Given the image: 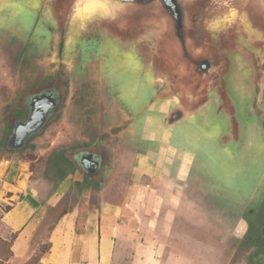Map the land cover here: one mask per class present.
Instances as JSON below:
<instances>
[{
  "label": "rangeland",
  "instance_id": "obj_1",
  "mask_svg": "<svg viewBox=\"0 0 264 264\" xmlns=\"http://www.w3.org/2000/svg\"><path fill=\"white\" fill-rule=\"evenodd\" d=\"M92 32L98 34L87 40L79 37L67 49L71 79L63 109L52 114L42 131L30 138L28 146L9 151L4 147L14 123L21 119L18 111L26 115L19 99L48 84V74L56 65L51 58L57 47L49 16L42 9L15 4L0 13V158L7 155L27 161L32 178L40 180L45 193L59 191L62 197L56 207H49V221L35 237L31 254L23 258L14 256L13 234L2 221L3 211L10 203L0 200V264L39 263L45 253L42 250L49 244V229L59 213L81 202H97L98 192L107 185L105 176L103 184L80 186L77 182L85 179L80 172L67 185L68 167L62 165L63 171L59 172L51 164L54 151L63 149L68 154L98 139L112 143L120 159H126L127 154L134 157L148 147L157 150L158 142L147 140L149 130L143 126L153 98L152 89H140L134 101V90L127 81L136 78L138 71L124 61L123 52H116V44L110 38H104L100 31ZM57 70L56 74L66 71L63 65ZM252 75L251 69L245 81ZM235 86L236 83L230 88L233 94ZM248 105H242L245 111L239 116L244 120L253 116ZM131 111L137 116L132 130L125 129L124 135L117 137L121 128L128 125L124 114ZM249 121L241 140L243 152L230 163L228 159L224 162L222 152L211 147L215 140L196 141L190 137L179 141L180 130L173 131L171 142L178 146L177 151L183 144H197L199 148L185 171V215L178 230L182 239L174 248H167L169 253L175 250L182 254L183 261L164 262L161 258L157 264H264V247L258 249L264 238V134L259 119ZM251 123L256 125L250 130ZM126 170L121 168V173ZM259 217L262 226L253 237L252 227L259 224ZM129 251L130 247L122 249L113 264H132L133 252Z\"/></svg>",
  "mask_w": 264,
  "mask_h": 264
},
{
  "label": "crops",
  "instance_id": "obj_2",
  "mask_svg": "<svg viewBox=\"0 0 264 264\" xmlns=\"http://www.w3.org/2000/svg\"><path fill=\"white\" fill-rule=\"evenodd\" d=\"M9 5L0 2V13ZM79 37L67 43L65 38L64 49ZM59 43L54 32L55 47ZM144 61L143 56L133 57L131 68L138 71V76L127 83L134 90V101L140 89L158 82L151 77L154 73ZM166 95L159 93L155 105L149 106L143 118V126L150 132L147 140L157 141V150L148 147L134 157L127 154L126 159H120L116 148L109 144L112 158L107 185L98 192L99 200L81 202L59 213L49 229L50 249L37 264H113L125 247L133 252L132 264H157L161 258L164 262L183 261L182 254L175 250L169 253L167 248L179 244L178 230L185 215L182 211L185 171L199 145L183 144L177 151L178 146L171 139L177 129L179 141L190 137L199 141L204 136L189 120L182 118L173 124L166 121L169 111L181 103L176 96ZM136 118V114L124 117L128 125L117 137H122L125 129L132 130ZM211 147L221 152L215 143ZM221 155L227 163L226 156ZM123 167L127 168V174L121 173ZM32 174L27 161L7 155L0 158V200L10 203L3 211L2 221L13 234L12 250L17 258L31 254L35 237L49 221V207H56L62 199L59 191L47 195L40 180L33 179ZM73 176L70 173L66 178L67 185Z\"/></svg>",
  "mask_w": 264,
  "mask_h": 264
},
{
  "label": "water",
  "instance_id": "obj_3",
  "mask_svg": "<svg viewBox=\"0 0 264 264\" xmlns=\"http://www.w3.org/2000/svg\"><path fill=\"white\" fill-rule=\"evenodd\" d=\"M0 2L10 4L5 11L15 4L35 10L42 9L49 16L58 40L62 38L61 27L66 28L64 35L66 43L92 28L104 25L115 28L125 39L134 34L129 46L116 44L110 36L106 37L116 44V52H123L124 61L130 65H134L133 57L135 59L138 57V50L146 49L152 63H164L165 68L172 70L178 78L187 77L190 83L184 88L180 87L181 90L178 91V95L184 99V106L181 107L184 112L182 118L197 125L202 130L204 138L215 140V144L226 155L229 163L243 152L241 140L250 119L260 120L263 129L261 132L264 134L262 124L264 109L259 108L262 105L259 102L260 98H253L256 92L245 82H240V72H236L241 69L240 65L245 59L241 56L245 54L231 50L233 56L229 55L230 70L216 81V78H212V73L219 71L214 61L208 58L210 49L207 45L198 43L195 30V21L199 20L198 23L206 27L207 33L212 32L215 38L235 34L241 46L252 56L253 60L247 58L248 62L252 65L255 60L261 70L262 66L264 68V0H0ZM140 61L142 64V59ZM144 62L148 64L146 60ZM260 81L263 89L264 69ZM251 82L252 78L249 84ZM234 83L237 87L235 86L233 94L230 88ZM248 103L247 110L253 113V116L244 120L239 116L245 111L243 109L245 106L242 105ZM56 105L57 98L51 94L35 95L30 101L28 117L14 123L12 133L5 143V150L19 151L28 146L30 138L40 133L47 124ZM259 109L263 112L259 113ZM254 125L256 124H250V130ZM98 156L91 150L84 153L79 160L90 178L99 173L101 162ZM103 178L102 184L105 183Z\"/></svg>",
  "mask_w": 264,
  "mask_h": 264
},
{
  "label": "flooded vegetation",
  "instance_id": "obj_4",
  "mask_svg": "<svg viewBox=\"0 0 264 264\" xmlns=\"http://www.w3.org/2000/svg\"><path fill=\"white\" fill-rule=\"evenodd\" d=\"M198 22L199 20L195 21L196 39L200 45L208 46V48L210 49V51L208 52V58L209 60L214 61L219 71L218 73H216V71L213 72L212 78H216V81H219L218 79L222 76L224 77L227 71L230 70L231 58L229 55L233 56L231 50L239 51L242 54H245L241 56L244 57L245 59H243L244 61L242 62V65H240L241 67L240 82L241 81L245 82L247 85H249V88H251L253 91L256 92V96L254 95L253 98L256 99L260 98L259 102L262 105H260L259 107L260 108L262 107L261 110L264 109V87L263 89H261L260 86L261 85L260 77L264 69L263 66L261 67L260 70L255 60L253 61L252 65L248 62V59L251 61L252 56L248 54L247 50L244 47L241 46L235 34L230 33V34L221 35L219 38H215L212 32L207 33L206 27L202 26V24H199ZM65 30L66 28L62 26L61 27L62 38L60 40L59 45L56 46L57 47L56 51L52 54L51 59L54 61V63H56V65L54 70L48 74L49 77L48 84L44 85V88L34 91L28 97L26 96V94H22V97L19 99V102L21 103L20 105L21 110L23 112H26V115L22 116L21 111H18V114H20L21 119H26L28 117L30 111V101L35 95L38 94L48 93L51 94L53 97L57 98V105L53 109L54 110L53 114L57 113L58 110H62L64 107L67 93L70 89L69 82L71 79V75H70L71 70L68 67V60L66 58V55L68 53L67 50L64 49ZM92 31H100L101 35L103 37L105 36L104 38H107L106 36L108 37L110 36L112 41H114V43L122 44L125 46H129V41H132V38L135 36L134 34H132L129 39H125L124 37L120 36L117 33L115 28L104 25L101 27L90 29L89 31L84 33L82 37L87 40L90 37H94L98 34L97 32H92ZM138 54L140 56H143L145 60L148 62L147 65L149 66L150 69H152L153 71L152 73H154L152 74L153 76L151 77L156 81H158L155 83V85L149 87L152 89L153 98L151 99V102H149L148 105L149 106L153 104L155 105V101L157 99L156 96L161 92L163 93V96H167L166 93L170 95V97L176 96V98L181 103H179L177 107L169 111L166 117V121H168L169 123L178 122L180 119H182L184 115V112L181 108L182 106H184L183 105L184 99L178 95V91L181 90L180 87L184 88V86L189 84L190 83L189 80H187V77L178 78V75L177 74L174 75L172 70L170 71L169 69L165 68L164 63H158V62L152 63L151 58L149 56L150 54L146 49H142V50L139 49ZM236 55L238 54L236 53ZM247 62L250 65H246L245 63ZM62 65L65 67L66 71L65 72L62 71V73L59 72L58 74H56L58 71L57 69H59V67ZM251 69L253 70V75H252V82L251 84H249L251 79H246L245 81V78L247 77L248 72ZM147 88L148 87H144L143 91H146ZM192 106L195 107L194 105ZM187 107L190 108V105L187 104ZM261 110H259V113L263 112ZM131 115H133L132 111L129 114H124V117ZM123 128L125 127H122L121 130ZM109 144L110 143H105L103 140L98 139L90 145L88 144L86 146H78L75 148V150H70L68 154L65 153L75 168V171L72 172L71 174L77 176L78 172L82 173L85 177V179L81 180L83 184L85 183H88L89 185H93L95 183L102 184V178L103 177L105 178V176H107V172H108L107 169L109 167V164L111 163V158H112V152L109 148ZM91 150H93L95 154L99 155L98 157H100V162H101L99 173L95 175L93 178H90V176L83 170L79 161L84 153H87L88 151ZM263 209H264V202H263ZM263 209L260 214V217H262ZM260 217L258 218V223H259L258 225L262 226Z\"/></svg>",
  "mask_w": 264,
  "mask_h": 264
},
{
  "label": "trees",
  "instance_id": "obj_5",
  "mask_svg": "<svg viewBox=\"0 0 264 264\" xmlns=\"http://www.w3.org/2000/svg\"><path fill=\"white\" fill-rule=\"evenodd\" d=\"M32 138V137H31ZM30 146H32V144H30ZM34 146V145H33ZM21 151V150H20ZM53 156V157H52ZM51 164L58 169L59 172L63 171V166L68 167V173H72L75 171L74 166L71 164L70 160L68 159V157L66 156L65 152L63 149H60L58 151H54V153H52L51 155ZM63 165V166H62ZM77 183H79L80 186H83L84 184L80 181H78ZM260 228V225L258 224H254L252 229H253V237L258 235V229ZM252 231V230H251ZM13 241V240H12ZM49 243V242H48ZM259 247L258 249H260L262 246H264V238L262 241V244H258ZM50 249V243L47 244V247L45 250H42V252H47ZM44 254V253H43ZM42 254V255H43ZM41 255V256H42ZM41 258V257H40Z\"/></svg>",
  "mask_w": 264,
  "mask_h": 264
}]
</instances>
